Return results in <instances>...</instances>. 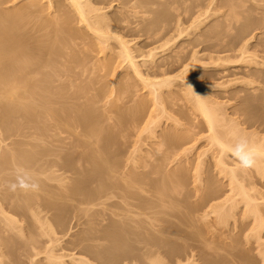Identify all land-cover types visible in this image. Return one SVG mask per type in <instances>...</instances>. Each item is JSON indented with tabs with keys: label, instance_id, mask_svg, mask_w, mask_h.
<instances>
[{
	"label": "rangeland",
	"instance_id": "obj_1",
	"mask_svg": "<svg viewBox=\"0 0 264 264\" xmlns=\"http://www.w3.org/2000/svg\"><path fill=\"white\" fill-rule=\"evenodd\" d=\"M11 1L2 0L0 8H5ZM98 1L100 5L104 2L101 6L104 4L109 12L117 10L116 7L120 8L124 3L126 5L128 2L137 3V0ZM24 2L26 0H19L17 4ZM139 4L140 7L136 5L133 7L137 9V13L139 12L137 17L135 12L133 15V10L127 11L129 22L132 20L135 22L130 23L133 24L130 30L126 29L122 32L124 37L130 40L129 44L133 52L137 54L140 50L145 52L157 47L155 58L165 60V57H171L172 53L177 51L183 54L182 50L189 51L190 48V50L194 48L198 50L199 53L195 50L194 52L198 53L196 55L200 62L195 60L197 56L192 60L193 57L190 55L187 59L191 57L192 61H197V65L201 64V67L194 68L195 78L201 84L204 83L203 86L198 83L199 89L212 106L214 104V107H219H216V110H221L222 114L219 115H223L224 112L223 116H218L221 120L217 119L220 125L216 122L215 135L226 141V144H230L231 130L235 128L233 130L241 133L238 134L240 141L259 144L264 139V0H148L143 5L140 2ZM163 4L166 6L164 7ZM127 7H130L129 4ZM163 7L165 9L168 7L170 10V13H167L172 16L171 19L167 16L168 10L165 11L170 24L168 20L166 22L162 20L164 17L160 18L161 20L156 18L159 20L157 22L154 19L161 15L160 9ZM157 11L159 16L156 14ZM195 18L198 20L196 21ZM176 19L177 23L183 22V25L188 26L181 36L176 28L171 30L176 26ZM193 19L196 21L193 23L195 27H192L193 25L190 27L189 23ZM137 25L139 28L136 27ZM170 25L173 27L170 28ZM161 27L164 28L162 33L161 29L159 30ZM165 27H169V30ZM153 29L154 32L156 30L160 32L148 37L147 32ZM175 31L177 34L173 35ZM166 32L171 40L166 36ZM166 37L168 41L164 40ZM83 39L79 40L83 41ZM147 43L148 45L144 46ZM185 45L188 49H185ZM179 48L181 51L178 50ZM242 50L246 51L245 56L242 54L244 58L241 56ZM94 54L97 57L101 56V53L94 52ZM218 57L220 59L217 63H219H215L219 66L212 62ZM88 58L86 60L89 63L85 59L82 61L84 64L81 63L86 69V75L94 65V59L88 60ZM187 59L184 64H187ZM190 59L187 62H190ZM48 68L41 70L40 75L47 76ZM57 68L59 72H56L57 75L51 74L52 80L48 78L50 82L46 86L48 91L52 89L49 93L54 103L55 100H60L55 98L63 94L61 97H64V100L73 102L78 111L82 109L84 111L88 100H93V105L96 101L94 105L96 108H91L93 109L91 114L97 109L95 115L89 116L93 119L96 117V121L92 122L87 116V119H90L88 124H83L86 123L84 117L80 120V122L84 121L83 123L76 121L73 123L68 119L72 124H65L71 126L66 129L64 124L57 125L60 123L49 120H45L46 123L39 122L40 125L36 126L38 121L33 120L35 118H30L32 122H28L26 120L29 119L24 120L20 114L17 115L20 118L13 116L15 119H12L14 121L17 119L18 122L21 120V123L15 125L12 120L14 123L11 124V119L8 124L6 123L11 129L1 126L3 124L0 123V161L12 159L11 155L14 154L15 149L18 151L20 147L19 151L25 149L27 153L37 154L34 156L36 159L31 158L26 165L21 163L23 166H18L20 163L16 162V166L14 163L11 166L9 162L11 159L0 162L4 167L3 169L0 166V211L2 212L0 241L3 242V244L0 242V264H74V260L69 258V255H62V261L65 262L62 263L61 259L57 258L61 253L70 254L72 257L81 256L86 264H101L99 255L110 251L112 253L111 249L115 250L118 247L113 246L118 243H111L112 241H117L121 245V240L128 237L130 238L128 242L140 245L144 244L141 243L143 240L158 241L164 233L166 237L165 235L161 237L166 238L164 242L160 243V240L156 243L162 245L165 241H169L167 244L169 246L165 248H169L167 250L171 248L173 258L180 254L182 264H264V227L258 228L259 218L245 212L243 198L236 184L241 183L250 193V197L253 196L252 199L263 207L264 174L262 175L254 165L243 167L241 159L228 150L225 154L221 153L220 145L210 137L211 130L199 111L194 108L192 99L177 92L176 89L180 88L179 79H173V84H169L165 92L158 96L160 107H157L158 101L155 104L151 100L153 97H149L150 94H147L143 84L135 77H126V82L124 79L122 82L119 80L117 82V77H114L116 82L113 84L109 76L100 79L95 76L96 74L81 77L82 75L79 76L77 73L69 75V72L68 76H64L61 74L64 72L63 66L59 64ZM179 68L175 70L173 68L168 74L177 73ZM70 80L74 81L75 87L77 83L78 85L82 83L84 86L80 85L87 92L82 90L84 94L92 95L93 99L82 92V95L71 93L73 88L75 92L76 90L74 85L69 86ZM118 88L121 90L119 91ZM167 91L173 93L167 94L169 93ZM118 92L121 93L118 95ZM117 98L115 103L125 113V119L123 117L116 123V109L109 108L110 104L106 105V103ZM138 98L142 99L145 106ZM135 105L141 106V111ZM78 118L82 117L78 116ZM98 126L100 128L96 129ZM95 129L98 131L97 134ZM99 132L100 139L96 137ZM167 136L170 140L166 139ZM171 136L180 137L172 141ZM87 151H92L89 154L95 156L90 157ZM98 153L100 159L106 160L103 169L100 168L101 164L100 166L97 164L103 163L98 158L100 156L96 157ZM93 162L94 164L97 162L99 167L93 165ZM18 167L21 170L26 168L21 171ZM98 168L101 171H98ZM229 169L235 171L233 179L236 177L237 180L234 181L236 183L231 180L233 174L231 175ZM20 173L30 180L29 182L26 180L27 189L24 188L22 177L21 181L19 179L22 176ZM165 182L167 184H163ZM162 184L168 185L165 187L169 188H161ZM169 185L171 187L173 185V188L171 189ZM79 186L83 187L80 189L82 191L77 190ZM20 187L24 188V191H20L18 189ZM23 193L30 196V207H26L25 197L23 200L20 198ZM21 200L23 202H19ZM134 203H148L150 206L155 204L156 207L151 206L152 208L146 205L149 206L148 210L154 209L153 212L156 210L159 213L155 211L156 213H150L149 216L147 206L141 205L143 208L145 206L148 212V215L147 212L142 214L145 208L144 210L141 208V211L138 209L140 205H132ZM126 207L130 211L133 209L134 214L124 215L121 211ZM223 208L230 210V213L229 216L226 215L228 217H223L222 214L220 218L222 211L226 213ZM181 213L187 215L186 220ZM262 213L264 214V210ZM177 214L180 215V220ZM3 215L12 217L15 221H13L15 224H12L15 229L11 224L9 225L11 222L8 221V224L4 222L7 218L5 219ZM37 217L41 219L38 220L39 222L36 220ZM178 221L182 223H177ZM140 235L146 239L140 238ZM136 238L142 241H138V244Z\"/></svg>",
	"mask_w": 264,
	"mask_h": 264
},
{
	"label": "bare ground",
	"instance_id": "obj_2",
	"mask_svg": "<svg viewBox=\"0 0 264 264\" xmlns=\"http://www.w3.org/2000/svg\"><path fill=\"white\" fill-rule=\"evenodd\" d=\"M1 1L2 0H0V6L2 3ZM18 1L19 0H12L9 4H7V6L5 5L6 6L5 8H2V7L0 8V123L3 124L1 126L9 127L7 125L9 120L11 119L10 122L12 124V122L14 121L13 119H15V117H13V116L18 117L17 115H20V114L23 116L24 120L29 119V120H26L28 122L31 121L33 118H35L33 120L38 121V122L36 121L37 122L36 123L37 125L35 124L36 126H38L39 122L42 123L44 121L46 123L45 120H49L51 122L53 121V122L60 123L57 125L64 124V127L65 128L67 127L66 129H69V127L71 128L70 125H69V127L65 125V124L68 125V123H70V122H68V119L71 122H73V121L80 122V120L83 119V117H84V120H86L85 121L86 123H83L84 121L80 122L83 124H88L90 119L92 120V122H93V120L96 121V119H95L96 117L94 119H93V117L95 115L94 112L97 109L94 110V112L91 114L93 109L96 108L94 106L96 101H94V105H93V103H92L93 100L92 101H90L91 99L88 100L86 102L87 105H86L85 110L83 111V109H82V111H78L77 108H75V105L73 104V102L66 101V100H64V97L63 98L61 97V95H63V94H61L62 93V91H61V93H60L61 95H59V98H55V99H60V100H58V101L55 100L56 103H54L53 97L49 93V92H51L50 90H52V89L49 87L50 90L48 91L46 86H48L47 83L50 82V81H48V80H50L48 78H51V80H52V76L54 74L57 75V73L59 72L58 68H57V67H59V64H60V66H63V68H64L62 70L64 72L61 73L64 76H68V72H69V75H70V73L71 74L77 73L79 76L82 75L81 77L89 76L91 74L92 75L96 74L95 76H97V78L99 77L100 79H101V77L109 76L111 79V82L113 84L116 82V80H114V77H117V82H118V80L120 82L125 80V82H126L127 81L126 77H129V76L135 77V78H137V80L140 81L141 84H143V87L147 90V94H150V96L149 95L148 96L153 97L152 99L151 98L150 99L153 100V102L155 104H157V101H158V105H159L158 96L165 92L166 88H168V85L169 84L171 85L173 79L174 80L179 79L178 80L179 81L178 87H180V88L176 89L177 92L182 93L184 96H187V98L190 97L189 98L190 100L192 99L194 108L197 111H199V113L202 115L204 121L207 123V125L209 126V128L211 130L212 136L210 135V137H213V139L216 141L215 143L220 145L221 148H219V149H222V151L220 150L221 153L224 152L222 154H225V152L228 150V151L234 153L236 156H238L241 159L249 151H254L258 154L256 157V162H255L254 166H256V168H258V171L261 174L262 173L264 174V139L259 144L254 143V142H250V141H243V140L240 141L239 135L241 133H239V132L237 133V131L233 130L235 128H233L231 130V133H232L230 136L231 137V143H230V141L228 142L230 144H226L225 143L226 141H222L221 138L219 139L215 135L216 129H214V128H215V126L217 127L216 122H218V124H219L220 123L219 120H221V118H218V116L219 117L223 116L224 112H223V115H219V114H222L221 110L220 111H219V109L216 110V107L217 108H219V107L216 105H215L216 107H214V104L212 106L209 103L207 97L205 95H203L202 91H200V89H199V84H201V83L197 78H195L196 76H194V68H198L199 66L201 67V64L197 65L196 64L197 61H195V60L199 61L198 55H196L199 53L198 50H195V48L193 50H190L191 48L188 49L187 45H185L186 46L185 49L187 48L189 51L182 50L183 54H180L179 51L176 50L177 52L174 51L175 53H172L171 57L170 56L167 58L165 57V60L163 58H160L161 60L159 58H157L158 60L155 58L156 53H157V51H156L157 47L156 48L152 47L145 52L140 50V52H138L137 54H135L133 52V48L129 44L130 40L126 39L122 33V32H124L123 30H126V29L130 30L132 28L131 25H133L130 23L135 22L133 20H132V22H129V19L127 16L129 13H127V11L130 10L128 12H131L133 10V15L136 13L135 14V16H136L139 12L137 13V11H136L137 9L135 10V8L133 9V7H135V5H136V7H140L141 5L139 4V2L142 3V5H143V3L148 2V0H144V1L140 0L139 2L137 0L138 5H137L136 1L133 4H132V2H130V3L128 2L127 5H126V3L123 2L124 3L123 5H126V6L120 5V8L118 7L119 9L116 7L117 10H114V11L112 10V12H109L108 10H106V8H105L106 6H104V4H103V6H101L102 3H104V2L101 1L102 2L101 5L98 4V3H100L98 0H26V2H24V3H21V4L18 3L19 5L17 4ZM103 1H105V0H103ZM111 2H113V1H111ZM128 4L130 7H127ZM151 4H153V3H151ZM163 6L165 7L166 4L165 5L163 4ZM178 6H180V5H178ZM109 7H108V9H109ZM164 7H163V9H160L161 15L158 14V11L156 12V14L158 16L159 15L160 16L155 17L154 19L158 18L159 20H161L164 17L162 20H165V22L168 20V18L171 19L172 16L168 14V13H170V10H168L169 8L167 7V9H165ZM129 8H132V9H129ZM124 9H126V10H124ZM146 9H147V7H146ZM166 10H168V11H166ZM165 11H166V13L168 12L167 13L168 18L166 16ZM163 15H165V16H163ZM135 16L133 17V19L135 18ZM195 16H198V15H195ZM192 18H193V16H192ZM158 19H156V22L159 21ZM197 20L198 19H196V21ZM153 21L155 22V20H153ZM169 21L170 20H168V23H169ZM181 21H178V22H181ZM196 21H194V19H193V21L189 23V25L191 24L190 27ZM171 23L173 24L172 21H171ZM175 23L174 24L176 26L173 24L175 27H173V25L172 26L170 25V28L173 27V29L171 28V30H174L175 28L177 30H179L180 32L178 31L177 33L181 36L182 32H184L187 29L186 27H188V26L183 25V22L177 23V19L175 20ZM180 24H182L183 26ZM138 25L136 26L137 28H139ZM194 25L192 27H195ZM166 26H168V25H166ZM134 29L135 28H133V30ZM165 29L169 30V27L168 28L165 27ZM141 30H142V28H141ZM146 30H148V29H146ZM159 30L162 33L163 32L162 30H164V28L162 29V27H161V28H159ZM142 31H144V30H142ZM158 31L156 30V32H158ZM156 32H154V29H153L151 32H147V35H148V37H152V36H155ZM168 32H166V36H167ZM172 32H174V31H172ZM86 33H87V35H86ZM144 33H145V31H144ZM177 33L175 31V33H173V35H175ZM168 34H170V32ZM179 35L177 37H179ZM167 37H166V39H164V38H162V39L167 40ZM170 37H173V36H170ZM83 38L84 39L87 38V40L84 41ZM157 38H159V37H157ZM79 39L80 40L83 39V41H80ZM168 39H170V38L168 37ZM172 40H173V38H172ZM86 41H87V43H86ZM147 41H148V39H147ZM190 41L192 42L191 39H190ZM190 41H187V42L191 43ZM148 43H149V41H148ZM148 43L144 44V46L148 45ZM151 43H152V41H151ZM181 45H180V47H181ZM181 48H179L178 50H180ZM194 50L198 51V53L194 52ZM191 51H192V53H191ZM94 52L95 53H101V56L100 57L95 56ZM244 53H246V51L242 50L241 56L243 58L245 56ZM190 55L193 58L189 57V59L191 58L192 60L194 59V57L197 56L196 57L197 59H195L194 61H192L190 59L194 63H192L191 61L187 62L189 60L187 58ZM94 56L96 59H94ZM88 57L92 60L94 59L93 63H94V65L96 64V66L93 65V67H95V68H93L91 66V69H89V71L87 70L88 71L87 73L89 75L88 74L86 75L85 74L86 69H84V67H82V65L84 64V62H82V61H83V59L86 60V58H88ZM247 57L248 56H246V58ZM89 58H88V60H89ZM79 59L81 60V62H79ZM186 59H187V61H186L187 64H184V61ZM218 59H220V58L218 57L216 59V61L212 60V62H214L213 64L217 65L219 63V62L217 63ZM86 61H85V64H86ZM75 62H76V64H75ZM81 63H83V64H81ZM177 64L180 67V68L176 67L177 69L179 68V71L175 74H168L171 71H173V68H174V70L176 69L175 66H178ZM215 65H214V67L219 66V65H217V66H215ZM44 67L45 68L49 67L48 68L49 74L47 72L48 77L46 75L45 76L40 75L41 74L40 71L41 70L44 71V69H45ZM56 69H57V71H56ZM123 70H124V72H122ZM38 72H39V74H38ZM51 74H52V76H51ZM63 79H61V80L63 81ZM196 79L199 82H197ZM83 80L86 81V79H83ZM69 82H68L69 86L70 85L73 86L75 84V83H73L74 82L73 80H70ZM66 83H65V85H68ZM84 83L86 86V82H84ZM87 83H88V81H87ZM80 84H82V83H79V85H78V83L76 84L78 87L77 86L75 87V85H74L76 92L73 90L74 88L73 89L71 88L72 89V91L70 89L71 93H73L75 95H77V93H78V95L84 94V92H86L84 90V88L82 87L84 85L82 84V86H81ZM175 85L177 86V84H175ZM201 85L203 86L204 83H202ZM80 86L83 89L80 88ZM87 87H88V85H87ZM112 90H111V92H112ZM118 90L120 91L121 88L120 89L118 88ZM167 90H170V89H167ZM172 91H171V93L174 92V91L173 92ZM81 92H82V94H81ZM167 92H169L167 94H171L170 91H167ZM119 93H121V92H118V95H119ZM174 93H176V92H174ZM53 95H55V94H53ZM84 95H87V94H84ZM118 95H117V97H118ZM87 96H90V95H87ZM90 97L93 99L92 95ZM120 97H121V95H120ZM118 98L116 100H114L115 99V97H114L113 100H109V101L106 99L108 101V103L105 102L106 105L110 104L109 108L112 107L113 109H116L115 110V115L117 116L116 123L120 122V119L122 120L123 117L125 116V113H123V111L120 110L121 108L119 109L117 107L118 104L115 103V102H117ZM87 99H89V97ZM138 99L141 100L142 104H144L142 102V99H140V98H138ZM160 101H162V100L160 99ZM134 102H137V101H134ZM138 102H140V101H138ZM142 104H141V106H142ZM158 105H157V107H160V105L159 106ZM137 106H136V108H139V110L141 111V106L140 107H139V105H137ZM144 106H145V104H144ZM91 108H93V109H91ZM142 108H144V107H142ZM135 110H137V109H135ZM135 110H134V112H135ZM218 111H219V113H218ZM138 112H136V113H138ZM90 115H93V117L91 116V118H90L89 117ZM126 115H128V114L126 113ZM78 116L82 117V118L79 119ZM86 116L90 119L88 120ZM18 118H20V116ZM30 118H32V119H30ZM77 118L79 119V121ZM115 118H114V120H115ZM75 119H77V120H75ZM124 119H125V117H124ZM217 119H219V120H217ZM14 122L16 125V124H19V122L21 123V120L18 122L16 119ZM16 122H18V123H16ZM70 124H72V123H70ZM96 124H98V122ZM15 125H14V127H15ZM74 125H72V126H74ZM94 126H96V125L94 124ZM100 126H101V124H100ZM91 127H89V128H91ZM60 128H63V127H60ZM99 128L100 127L98 126V128H96V129H99ZM96 129H95V131H96ZM87 130L89 131L90 129H87ZM87 130H86V132H87ZM212 130H214L213 133H212ZM97 132L98 131H96L95 133L97 134ZM100 132H102V130ZM100 132L98 135H96L94 133L98 139H100L98 137L100 135ZM90 135H92V134H90ZM170 135H172V133H170ZM170 135H168V136L170 137ZM217 135H218V133H217ZM243 135H244V133H243ZM92 136H94V135H92ZM168 136L166 139L170 140V138ZM181 136L184 137V135H181ZM171 137H172L171 138L172 141H174L173 139H177L180 136H178V137L171 136ZM18 148L19 147H17V149ZM8 150H10V149H8ZM19 150H21V147L18 149V151H16V149H15V152L13 151L14 154L11 155L12 159L11 158L6 159L7 161L11 159V161H9L11 163L10 164L11 166L13 163L15 164V166L18 163H20V165L18 164V166H23L24 164L26 165V163L29 160H31V158L36 159V157H34L35 155L37 156L36 152H34V153L28 152L27 153L26 151H24L25 149H23L22 151H19ZM11 151L12 150H10V152ZM32 151H36V150L33 149ZM87 152H85V153H87ZM90 152L92 153V151H89L88 154ZM37 153H39V151ZM4 155H5V153H4ZM4 155H3V157H4ZM13 155H15L16 157L15 156L13 157ZM89 155H90V157H91V155H92V157L95 156V155L93 156V154H89ZM71 156H73V155H71ZM98 156H100L99 153L96 157H98ZM67 158H68V156H67ZM98 158H99V160L103 161V159H100L101 156ZM220 158H219V161L221 162L222 158L221 159ZM94 159L97 160L96 158H94ZM1 160L2 161H0V162L6 161L5 159L4 160L1 159ZM99 160H97V162ZM64 161H65V159H64ZM105 161H103V163L95 162V164L96 163L98 165L101 164L100 168L103 169L102 166L105 163ZM21 163L23 165H21ZM68 163H69V161H68ZM29 164H30V162H29ZM95 164L93 162V165H95ZM1 165H2V163H1ZM98 165H97V167L100 166V165L99 166ZM105 166L106 165L104 164V167ZM1 167H3V166H1ZM8 167H9V165H8ZM10 168L13 169L12 167H10ZM18 168H20V167H18ZM25 168L24 169L22 168V170H25ZM100 168H98L99 170L98 169L97 170L101 171ZM3 169H4V167H3ZM15 169H16V167H15ZM29 169H28V171H30ZM20 170H21V168H20ZM14 171H16V170H14ZM230 172H231V175L233 174L232 178H231V180H232L233 176H235V173H234L235 171L231 169ZM22 173H26V172H22ZM21 175L22 176H20V177L18 176L19 179L22 177L21 179H22V181H24L23 182L24 184L22 182H21V184H23L25 186L24 188L27 189L26 185L28 184V182L30 180L25 178V176L23 177V174H21ZM27 176H29V175H27ZM235 178L236 177H234V179L232 180L233 182L237 180ZM21 179H20V181H21ZM30 179H32V178H30ZM26 180H28L27 184H26ZM16 181H17V179H16ZM31 181L33 182V180H31ZM18 182H19V180H18ZM234 183H236V182H234ZM29 184H31V183H29ZM32 184H34V183H32ZM163 184H167V183L165 182ZM169 184H171V183H169ZM236 184H237V187L239 189L238 192L241 194V196H242L241 198H243V205H244L245 212L247 214L248 213L253 214V216L255 218H259L258 220H260V221L258 223V225H259L258 228L259 227L263 228L264 227V214L262 213V210H264V206L261 207L260 203L254 201V199H252L253 196H252V198L250 197L251 196L250 193L247 191V189L245 187H243V185L241 183L238 184V182H237ZM23 185H21V186H23ZM77 185H75V186H77ZM240 185H242V187ZM165 186H168V185H163V187H161V188H163V189L169 188V187H165ZM169 186L171 187V185H169ZM33 187H35V186H33ZM234 187H236V186L234 185ZM20 188L22 189V187H20ZM20 188H18L20 191H24V188L22 190ZM38 188H40V187H38ZM82 188H83L82 186H79L77 190H80ZM172 188H173V185H172L171 189ZM80 191H82V190H80ZM164 191H166V190H164ZM26 194L23 193L22 197H20V198L23 200V198L25 197L24 200H26V201L24 203H26L25 204L26 207H30V196H28ZM15 196L13 195V197H15ZM22 200L19 202H23ZM18 204H20V203H18ZM137 204L138 203H136V204L134 203L132 205L137 206ZM146 204L149 205L148 203H143V204L139 203L138 205H140V206L138 209H140L142 211L141 208H143V206H141V205L147 206ZM145 206H144V208H145ZM149 206H147V210H148ZM151 206L156 207L155 204L151 205ZM176 207H177V205H176ZM144 208H143V210H144ZM129 209H131V208H129ZM229 209H230V207H229ZM231 209H232V207H231ZM145 210H146V208H145ZM147 210L145 212L142 211V214H145L147 212ZM153 210L154 209L150 210V208H149V210H148L149 216H150V213L153 214V213L157 212L156 210H155L156 212L155 211L153 212ZM224 210H226L225 211L226 213H224V211H222L220 218H222V214H223V217L229 216L228 214L230 213L229 212L230 210L229 211H227V209H224ZM132 211H133V209H132ZM132 211L128 210L126 207L121 212L124 215H129V214H134ZM0 213L2 214L1 211H0ZM139 213H140V211H139ZM157 213H159V212H157ZM179 214H180V211H179ZM181 214L184 215L183 213H181ZM137 215H139V214H137ZM146 215H148V212L146 213ZM226 215H228V216H226ZM3 216H5V215H3ZM185 216L187 217V215L182 216V217H184L183 219H185ZM177 217L180 220V218H181L180 215H178ZM0 218H1V216H0ZM6 218H7V221H4V222H6V223L8 221L11 222V223H9V225L11 224V226H13L12 224H15L14 223L15 221L12 219V217L10 218L6 215L5 219ZM37 218L38 219L35 218L37 221L41 220L39 217H37ZM2 219L5 220L3 217H2ZM178 219H176V220H178ZM223 219H225V218H223ZM180 222L182 223V221H180ZM180 222L178 221L177 223H180ZM147 224H149V223H147ZM6 227H8V225ZM13 227H10V228L15 229V226H13ZM126 229H128V226ZM17 230H15V231H17ZM136 235H137V237H139V234L136 233ZM163 235H165V233L161 234V237H163ZM167 235H168V233H167ZM161 237H159L158 239L161 240L160 243H163L164 240L166 239L165 238L166 235L164 238H161ZM125 238H123L122 240L120 239L122 242L121 245L116 240H115L116 242H114V241L111 242V243H118V245H115V244L113 245L115 247L116 246H118V247H116V248L114 247L115 250L110 248L112 250V253H110L111 251L108 250L110 252L100 254L99 256L101 257V260H102L101 264H146V263L147 264H182L180 254H179V256H176L175 258H173L174 254H173V252L171 254V252H170L171 248H170V250H167L169 248H165V246H167V244H169L168 243L169 241H165L166 244L164 243L161 245L159 243H156V242L160 241V240L157 241L156 238H155L156 239L155 241H150V240L147 241V242H151L150 244L145 242L146 240L142 241L140 239V241H142L141 243L145 244V245L140 244V245H142V246H140V245L131 244L130 242H128V239H130V238L127 237L126 238L127 240ZM140 238L143 239L144 237H141V235H140ZM144 239H146V238H144ZM133 240H135V239H133ZM136 241L138 242L139 240H137V238H136ZM137 242H136V244H137ZM139 242H138V244H139ZM1 243L3 244V242H1ZM130 244L132 246H130ZM62 255L63 256L69 255L68 257L72 258L74 260V264H86L85 260L81 256H73L72 257V255H70V254L66 255V254L61 253V255H59V257L57 256V258L61 259L62 263H65L64 261H62V257H63Z\"/></svg>",
	"mask_w": 264,
	"mask_h": 264
},
{
	"label": "clouds",
	"instance_id": "obj_3",
	"mask_svg": "<svg viewBox=\"0 0 264 264\" xmlns=\"http://www.w3.org/2000/svg\"><path fill=\"white\" fill-rule=\"evenodd\" d=\"M257 153L254 151H249L240 160L243 167H251L256 162Z\"/></svg>",
	"mask_w": 264,
	"mask_h": 264
}]
</instances>
